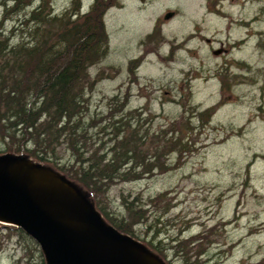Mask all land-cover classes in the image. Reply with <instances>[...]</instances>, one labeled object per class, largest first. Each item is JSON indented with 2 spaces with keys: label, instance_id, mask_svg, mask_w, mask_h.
Instances as JSON below:
<instances>
[{
  "label": "rangeland",
  "instance_id": "374dc122",
  "mask_svg": "<svg viewBox=\"0 0 264 264\" xmlns=\"http://www.w3.org/2000/svg\"><path fill=\"white\" fill-rule=\"evenodd\" d=\"M26 1L14 10V1L0 0L3 33L28 34L31 27L20 22L44 1L50 2L52 16L72 14V0ZM90 1L81 0V5L86 8ZM167 10L174 12L164 29L169 41L144 39ZM240 11L252 18V37L231 54L214 55L218 41L243 33L230 26ZM103 24L107 51L88 71L93 84L85 97L91 113L106 114L113 98L125 105L123 112L142 109V117L148 118L143 126L152 131L191 116L193 105L197 111L214 109L208 124L193 129L196 150L180 166L113 185L109 212H124L122 195L146 198L167 190L174 225L160 238L166 241L177 229L185 237L206 233L208 245L201 257L206 264H264V0H110ZM233 57L250 63L251 72L230 63L220 70ZM133 59H140L137 70L129 64ZM226 70L230 76L225 74L224 88L219 73ZM192 120L198 125L196 117ZM5 148L0 137V155ZM59 154L69 158L64 148ZM40 253L25 232L21 236L0 223V264H41ZM172 259L169 255L166 264H180Z\"/></svg>",
  "mask_w": 264,
  "mask_h": 264
},
{
  "label": "trees",
  "instance_id": "16d2710c",
  "mask_svg": "<svg viewBox=\"0 0 264 264\" xmlns=\"http://www.w3.org/2000/svg\"><path fill=\"white\" fill-rule=\"evenodd\" d=\"M8 1L15 2V10L26 0ZM49 3L41 2L22 19L21 25L31 27L25 36L3 33L0 22V137L6 145L2 154L41 163L64 178L107 224L162 264L169 255L180 264H206L201 258L208 245L206 233L185 237L177 229L166 241L159 237L174 225L167 190L146 198L122 195L121 214L109 212L107 198L115 184L180 166L196 150L193 129L208 124L214 109L197 111L193 105L191 116L152 131L143 126L148 118L142 117V109L123 112L125 105L113 98L106 114L91 113L85 97L93 84L88 71L107 51L106 7L80 13V0H72V14L56 17ZM139 62L129 64L134 63V69ZM227 71L219 73L224 88ZM60 148L69 152L68 159L61 158ZM1 225L24 236L20 227ZM40 251L41 264H46Z\"/></svg>",
  "mask_w": 264,
  "mask_h": 264
},
{
  "label": "water",
  "instance_id": "95a60500",
  "mask_svg": "<svg viewBox=\"0 0 264 264\" xmlns=\"http://www.w3.org/2000/svg\"><path fill=\"white\" fill-rule=\"evenodd\" d=\"M173 15L174 12L169 11L164 18ZM220 52V49L212 51L214 55ZM18 160L29 161L7 153L0 155V218L7 221L6 224L20 227L32 238L42 250L46 264H141L129 251L130 247L149 255L129 235L107 224L89 201L76 191L77 197L70 202L69 208L88 224L90 231L78 233L51 217L26 187L1 167L3 163ZM29 162L34 168L49 171L74 189L41 163Z\"/></svg>",
  "mask_w": 264,
  "mask_h": 264
},
{
  "label": "bare ground",
  "instance_id": "6f19581e",
  "mask_svg": "<svg viewBox=\"0 0 264 264\" xmlns=\"http://www.w3.org/2000/svg\"><path fill=\"white\" fill-rule=\"evenodd\" d=\"M88 10V6L86 8L80 6V13ZM139 65L140 62L137 66L139 67ZM1 167L11 178L23 184L33 199L51 217L78 233L90 231L88 224L81 221L69 208L70 202L77 197L76 190L65 185L54 174L44 169L34 168L29 161L18 160L3 164ZM0 222L6 224L7 221L0 218ZM129 251L141 264H159L151 256L132 247L129 248Z\"/></svg>",
  "mask_w": 264,
  "mask_h": 264
},
{
  "label": "flooded vegetation",
  "instance_id": "af4514ba",
  "mask_svg": "<svg viewBox=\"0 0 264 264\" xmlns=\"http://www.w3.org/2000/svg\"><path fill=\"white\" fill-rule=\"evenodd\" d=\"M110 0H91L88 9H90L93 6L98 7L100 10L103 9V6L106 7L105 11L109 7ZM215 13L221 14V10L219 8H214ZM169 12V10L165 11L164 14L161 17L156 18L152 24L150 25V28L148 31L144 34V39H151L154 40L157 37L158 38H165L167 41H169V35L165 33V26L169 21L165 20L164 15L165 13ZM105 14V13H104ZM222 15V14H221ZM164 18V19H163ZM252 18H248L247 16H243L242 12L240 11L238 17L231 19L230 26H238L240 29H243V33L239 34L236 38H230L229 36L227 37L226 41H218L220 47L218 49L221 50L220 53L223 54H231V52L237 48H240L244 43L247 42L248 38L250 39L253 34V30L249 29L251 24H252ZM160 37H159V35ZM206 42H210L209 39L205 38L204 39ZM211 44V43H210ZM215 50V49H214ZM229 52V53H227ZM219 53V54H220ZM239 61L237 58H232L231 61L225 63L222 65L220 70L224 69L225 65H228L229 63L232 64L233 67H238L241 70H244L246 73L251 72L252 66L250 63L247 61H243L238 63ZM138 69V66L136 67V70ZM246 76V74H243ZM247 78V76H246Z\"/></svg>",
  "mask_w": 264,
  "mask_h": 264
}]
</instances>
